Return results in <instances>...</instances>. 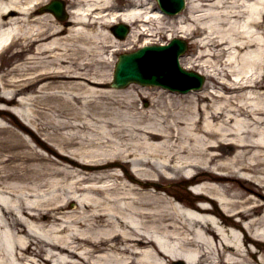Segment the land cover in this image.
Masks as SVG:
<instances>
[{
	"label": "bare ground",
	"instance_id": "bare-ground-1",
	"mask_svg": "<svg viewBox=\"0 0 264 264\" xmlns=\"http://www.w3.org/2000/svg\"><path fill=\"white\" fill-rule=\"evenodd\" d=\"M44 1L0 0V264H264V0H191L209 12L185 61L207 80L184 95L108 87L105 21L159 10L73 0L60 21ZM66 111L119 145L64 136ZM189 178L192 195L167 188Z\"/></svg>",
	"mask_w": 264,
	"mask_h": 264
},
{
	"label": "rangeland",
	"instance_id": "rangeland-1",
	"mask_svg": "<svg viewBox=\"0 0 264 264\" xmlns=\"http://www.w3.org/2000/svg\"><path fill=\"white\" fill-rule=\"evenodd\" d=\"M128 1H131V0H117V3H119L120 6H124V4L127 5ZM151 1H153V0H142L143 3H146L148 5L150 4L149 2H151ZM83 5H86V3H83ZM193 5H195V6L198 5V2L194 1ZM197 7L198 6H196L195 8L198 9V11H195V12L192 11L189 14H188V12H185V13H182L181 16L173 17L171 19L163 18L161 23L152 20L150 23L146 24L145 27L147 29H144V26L142 28L147 33L146 35L141 36V37H137V38L136 37L134 38V35H132V36H130V38L128 37L129 39L127 38L128 40L126 39L125 41H122L121 44H124L127 49L131 48V49L135 50L138 47H140L143 42L148 41V40L149 41H155V42L156 41L157 42H168L170 34L174 33V35H177V33H181L180 26L182 28H183V26H186L184 28L190 30L189 31V33H190L189 38L190 39L188 41L191 42V45L189 44V49L187 50L188 51L187 56L190 57L191 54L198 52V48H197V46H195L194 42H195L196 38H200V36H198L200 34L199 31H197V33H196L197 35L195 36V38H193L191 31H193V29H195L198 25L204 27V24L207 21V16H208V12H209V10H208L209 8L203 10V9H201L199 7L197 8ZM192 9H193V7H191V10ZM205 14H207V15H205ZM180 18L184 20L182 23L179 22ZM170 22H174V23H170ZM142 29L140 30L141 32H142ZM152 32L157 34V37H155L154 35L152 36L151 35ZM148 33H149V35H148ZM108 49L109 48H107V51H108ZM121 51L123 52V51H125V49L122 48ZM105 56H106V58H104V59H105V62L107 64L105 63L104 66L107 67V71H108V70L112 69L113 63H112L111 57L109 59V55L105 54ZM191 63H192V64H190L191 66L197 65V64H195L194 61H192ZM185 64L188 65L186 63V61H185ZM197 69L199 70L200 68H197ZM109 72L111 73V70ZM137 88H138V90L141 91L143 87L137 86ZM151 90H154V89H151ZM154 92H157V90L155 89ZM57 95L60 97H63L64 99L73 101L72 96L68 91H61V93H57ZM35 96H42V94L36 93ZM135 97H136V95H135ZM137 100L139 103V97H137ZM150 103H151V99H149V98L144 99L140 103V107L142 105L145 107H146V105L149 106ZM53 104L54 103H52L51 105H53ZM40 110H43V109H40ZM79 110L85 111V112L90 113V114L94 113V109H93L92 105L89 106V108H83V107L79 106ZM112 110H115V108H113ZM46 111L50 112L49 109H46ZM58 118H59V121L61 120V122H63V123L66 122V124L69 125V127H64L63 129H61V132L64 136H68L72 133L73 134L77 133L79 136H81L85 139L90 138V141H85V142H89V144H96L95 147L100 146V144H99L100 141H103L104 143H106V145H110L111 147L119 145V134L110 136L109 141H108L106 138L103 137L105 135L104 131L102 134H100V132L97 129L94 130V129H91L89 127H87V128L82 127V125H84L83 124L84 121L79 120L75 116L69 115V113L67 111L65 114L59 116ZM103 119H105V118H103ZM88 120H89L90 124L103 126L104 129H102V130H105V131H109L110 129H114V130L119 129V126H111V127L108 126V124L106 122L102 121L101 118H98L95 115H91L90 117H88ZM117 121H119V120L113 121V123H115ZM49 128H50V130H52L54 128V126L50 125ZM65 133H68V134H65ZM93 140L95 141V143H92ZM80 142H81V140H79L78 143H75L74 148L79 147ZM115 168H119V167H115ZM185 181L174 183V184H168L170 182H167V184H168L167 188H171L172 191L180 193L181 195H184V196H186V195L189 196L190 194L192 195V191L190 193V189L188 187H187V189L185 188L186 187ZM230 193H232V192H230ZM71 206H73V205H71Z\"/></svg>",
	"mask_w": 264,
	"mask_h": 264
},
{
	"label": "water",
	"instance_id": "water-1",
	"mask_svg": "<svg viewBox=\"0 0 264 264\" xmlns=\"http://www.w3.org/2000/svg\"><path fill=\"white\" fill-rule=\"evenodd\" d=\"M56 9H59V5L56 4L55 6ZM152 49H145L142 50L138 53L132 54V55H127L123 56L121 62L118 65V78H123L121 75H129L127 76V81L129 80H136L141 83H155L157 82V77L151 76V77H145L143 76V71L139 69V62L137 59L140 57H143L147 51H150ZM181 70V69H180ZM183 73V71L181 70ZM184 74V73H183ZM124 80V79H123ZM125 82V81H124ZM124 82H120L119 79H117L116 85L117 86H122L124 85Z\"/></svg>",
	"mask_w": 264,
	"mask_h": 264
}]
</instances>
